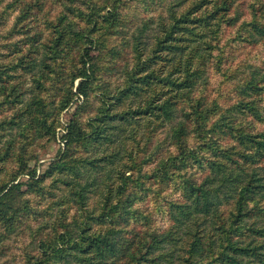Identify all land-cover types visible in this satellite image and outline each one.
<instances>
[{
    "label": "trees",
    "instance_id": "trees-1",
    "mask_svg": "<svg viewBox=\"0 0 264 264\" xmlns=\"http://www.w3.org/2000/svg\"><path fill=\"white\" fill-rule=\"evenodd\" d=\"M138 1L149 18H125V0H82L78 23L66 14L48 22L41 59L10 42L4 48L15 49V60L4 62L0 48V104L14 112L0 123V165H19L0 183V247L28 231L21 264H264V67L233 83L237 99L228 106L198 91L215 40L239 20L244 0ZM256 4L239 27L244 41L243 30L264 41V6ZM137 22L132 65L121 50L104 54H112L108 69L125 77L123 85L113 94L106 80L99 84L95 114H73L63 148L38 173L28 146L58 128L43 78L61 77L57 59L76 51L69 91L89 105L102 78L93 53ZM156 26L149 45L143 37ZM29 74L34 86L26 88ZM60 104L64 110L70 99ZM18 137L24 142L15 148ZM33 193L50 202L32 208L25 196Z\"/></svg>",
    "mask_w": 264,
    "mask_h": 264
},
{
    "label": "rangeland",
    "instance_id": "rangeland-1",
    "mask_svg": "<svg viewBox=\"0 0 264 264\" xmlns=\"http://www.w3.org/2000/svg\"><path fill=\"white\" fill-rule=\"evenodd\" d=\"M127 5L121 9L122 15L125 18H131L133 16H138L141 19L149 18V14L143 9L142 5L138 0H125ZM82 0H0V48L4 53V62H9L15 60V55H11L15 49L13 47L4 48V44L7 43H17L24 52H30L27 56L32 57L39 56L40 59L45 52L43 48L44 38H40L42 33L44 37L49 35L48 22H57L60 18V14L68 15L69 19L75 23L79 22L78 9L82 6ZM257 2L256 6H264V0H244L241 6V16L239 20L233 25L225 24L219 38L215 40V48L213 50L215 54V59L210 63L203 79L201 80V87L198 91L203 92L207 95V99L219 98L220 102L224 106H228L231 102L237 99L235 92L232 90L233 83L238 82L243 76L248 75L252 66L264 67V41L255 42L248 37V34L243 30L242 38L246 41L240 39V29L243 21H250L252 19V8L251 3ZM104 4V2H101ZM29 7L28 12L22 11L24 8ZM155 11L153 15L157 16ZM25 12V15H24ZM234 13L231 11L228 16H233ZM19 16H22L19 18ZM140 23H135L127 28H125L126 34H118L115 37L107 38L105 45L99 49L95 50L93 54L97 55L98 68H102L101 72L102 78L98 79L93 85L94 90L88 98L89 105L83 104L85 98L83 96L79 97L73 95L69 90L71 89V77L68 75V69L72 64L75 63L76 51H70V55L66 58L57 59V63L62 66V76L57 77L54 73H51L50 77L43 78V83L46 90L43 92L47 97V102L49 104L50 110H53V118L58 119V128L56 129V137H45L43 139L37 140L33 145L28 146L26 158H33L31 164H37L38 173H42L46 169L50 160H52L63 148L62 143V133L68 120H70L74 113L80 116L82 120H87L90 116H93L96 112V107L98 106V96L100 90L97 88L100 83L106 80L110 86V91L115 94L118 87H121L124 83L125 77L121 74H114L113 71H109L108 67L113 65L108 61L112 54L104 55L107 51L111 50L115 52L116 49L121 50L126 58H129L132 65V44L133 35L136 34L137 26ZM155 26V25H154ZM157 26L149 30L147 35L143 37L144 41H147L151 45L154 41L153 35L157 33ZM103 32V31H101ZM100 34V33H99ZM38 39L36 42L34 40ZM124 40H129V45L124 46ZM131 43V45H130ZM15 46V45H14ZM39 52L34 50H28V48L38 47ZM105 56V57H104ZM226 56V57H225ZM221 62V63H219ZM52 64L53 61L50 60ZM237 71V72H236ZM25 82V87L29 88L34 86V81L32 75H27ZM76 86V84H75ZM75 86L73 87V92L76 91ZM31 94L27 93L25 98H30ZM3 96L0 97V100ZM70 99V105L61 110L60 102L62 100ZM22 104H18L16 108H22ZM13 110H9L7 104H0V123L4 119L10 120L14 114ZM11 134H18V127H13ZM1 134V129H0ZM166 131L159 133L157 136L164 140L166 138ZM12 138V135L7 134L1 144L4 146L8 140ZM24 140L21 137L15 139V148H19ZM156 142V138L154 143ZM168 145V143H166ZM167 148L164 150L162 155L164 156ZM96 153L94 149L93 153ZM36 161V162H35ZM19 165L14 160L2 163L0 165V183L9 182L13 175L17 173ZM17 181H25L27 176L18 175ZM65 189V186H62ZM26 189V187L24 188ZM66 190V189H65ZM156 191V187H154ZM173 190V189H172ZM59 192V191H58ZM168 190L164 194H168ZM66 193V192H65ZM47 195V194H46ZM45 195V196H46ZM63 192H59L60 198ZM177 195V193H176ZM31 199L32 208L38 206H45V204L50 202L48 197L42 195H36L35 193L25 196ZM40 203L41 206H40ZM151 208L154 205L150 201ZM57 208V207H56ZM56 208L54 212H56ZM46 220H50L49 216H45ZM34 226L37 227V222ZM31 240L29 232L24 231L18 235H14L12 238L6 240L0 247V264H21L22 257L24 255V247Z\"/></svg>",
    "mask_w": 264,
    "mask_h": 264
}]
</instances>
